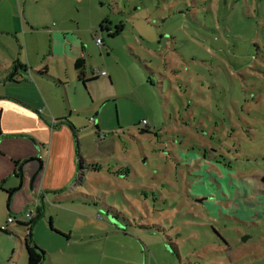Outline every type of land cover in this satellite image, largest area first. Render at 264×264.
Segmentation results:
<instances>
[{"label":"rangeland","instance_id":"obj_1","mask_svg":"<svg viewBox=\"0 0 264 264\" xmlns=\"http://www.w3.org/2000/svg\"><path fill=\"white\" fill-rule=\"evenodd\" d=\"M60 23L86 38L87 70L110 79L84 87L64 59L50 67L70 97L76 84L105 92L93 112L56 107L74 129L57 130L37 178L40 263L264 264V0H28L25 15L0 0V91L6 63L44 60ZM77 151L95 169L78 172ZM72 184L78 198L55 202ZM10 228L0 264H27L28 229Z\"/></svg>","mask_w":264,"mask_h":264},{"label":"crops","instance_id":"obj_2","mask_svg":"<svg viewBox=\"0 0 264 264\" xmlns=\"http://www.w3.org/2000/svg\"><path fill=\"white\" fill-rule=\"evenodd\" d=\"M16 7L25 15L28 0H16ZM53 26H55V23H53ZM49 32L50 45L45 59L42 61L31 60L28 52L25 51L24 62L18 60L7 62L6 71H8V74L5 82L9 83L10 87L0 91V226L6 224L8 217H14V221L6 225L8 230L0 231L8 234H11L10 226L14 223L28 229L25 224L29 223L31 218H26L25 213L29 204H33V207H35L36 216L33 218L35 223V219L38 220L44 204L47 203L45 201L46 190L44 189L47 175L45 174L41 176L40 180H37L38 175L41 172H46L57 156L56 151L53 149V145L56 144L54 137L57 130L63 131L67 130L69 126L73 127L67 120L69 115L66 116V112L58 110L56 107H60L62 102L65 101L68 111L69 109H75L79 113L83 111L93 112L94 110H90L91 104L104 97L102 93L105 90L102 83L99 85L100 89H97L96 85L88 86L90 99L77 84L73 86L70 97L65 86L66 83H63L65 79L61 73L58 76L51 73L56 78L49 75L50 67L54 61L56 66L60 67L61 58L66 62L70 82L73 81L74 77L77 78V83L80 82L79 72L82 71L81 79L86 81L85 83L81 81L84 87L94 83L101 76L99 73L94 72L95 70L102 71L99 69L87 70L85 55L88 49L84 47L86 38L81 36L76 30H72L60 23L56 29L49 28ZM57 45L60 46V50L56 48ZM78 59L80 61L75 65V61ZM70 63L74 70L71 73L69 71ZM35 75L37 78L34 77ZM106 75L110 79L108 74L102 76ZM48 79L55 80L57 84H61L60 86L65 89V95L60 96L59 91H52L55 86L48 83ZM58 90H60L59 87ZM99 92L101 96L99 95L98 98ZM44 134H47V136L49 134L51 137L47 148ZM75 156V162H78V157L82 161L84 160L78 151ZM28 159H31V161L23 165L25 174L23 188L13 192L8 200L6 198L8 192L18 185V166ZM84 161L87 169L92 167V165H96L93 159ZM38 168L39 172L32 180V183L29 184L31 175ZM52 192L54 201L58 202L67 200L66 197L74 191L61 189ZM74 193H77V191ZM25 200H28V202L25 203ZM49 226L56 234L66 239L70 238L69 234H64L53 228L52 219L49 221Z\"/></svg>","mask_w":264,"mask_h":264},{"label":"trees","instance_id":"obj_3","mask_svg":"<svg viewBox=\"0 0 264 264\" xmlns=\"http://www.w3.org/2000/svg\"><path fill=\"white\" fill-rule=\"evenodd\" d=\"M80 59H78L77 61H75V65L77 63H79ZM81 75H82V71L79 72V79L85 83L86 81H83L81 79ZM78 159V172H81V161L82 159L80 157L77 158ZM214 163L216 164H219L218 161H213ZM17 164V162H16ZM96 165H92V167H89V168H92V169H95ZM79 192L77 193H72V194H69L66 199L67 200H74V199H77L78 194ZM81 194V193H80ZM65 199V198H64ZM204 202V201H203ZM202 202V203H203ZM34 223V220H31L29 223L25 224L26 227L28 228V233L24 236V240H23V245H24V249H25V252H26V255H27V264H40V261L42 259V255H43V251H40L35 243L33 242L32 238H31V226L33 225Z\"/></svg>","mask_w":264,"mask_h":264},{"label":"water","instance_id":"obj_4","mask_svg":"<svg viewBox=\"0 0 264 264\" xmlns=\"http://www.w3.org/2000/svg\"><path fill=\"white\" fill-rule=\"evenodd\" d=\"M30 161H31V159H28V160L23 161L21 164H19V166H18L19 174L17 176L18 177V185L8 192V194H7L8 200L10 199L11 195L13 194V192L23 188L24 179H25V174H24V171H23V165L26 164V163H29ZM38 172H39V168L36 171H34V173L31 175L30 180H29V184L32 183V180L35 178V176L37 175ZM198 202H201V200L199 199Z\"/></svg>","mask_w":264,"mask_h":264},{"label":"built area","instance_id":"obj_5","mask_svg":"<svg viewBox=\"0 0 264 264\" xmlns=\"http://www.w3.org/2000/svg\"><path fill=\"white\" fill-rule=\"evenodd\" d=\"M96 43L99 44V45H102V40H101L99 37H97V38H96ZM94 72H97V73H99L100 75H105V74H106V72L103 71V70H102V71H96V70H95ZM76 185H77V184H72V185L70 186V188H69L70 191H71ZM33 216H34V215H32V213H28V212L25 213V217H26V218H31V217H33ZM13 221H14V217H11V216L8 217V218H7V221H6V224H3V225L0 226V230H1V231H7L8 229H7V226H6V225L9 224V223H12Z\"/></svg>","mask_w":264,"mask_h":264}]
</instances>
